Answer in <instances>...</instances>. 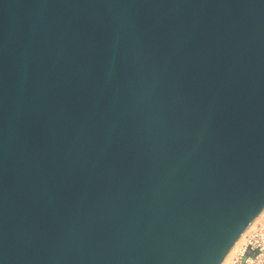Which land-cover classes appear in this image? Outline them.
Returning <instances> with one entry per match:
<instances>
[{
  "label": "water",
  "instance_id": "water-1",
  "mask_svg": "<svg viewBox=\"0 0 264 264\" xmlns=\"http://www.w3.org/2000/svg\"><path fill=\"white\" fill-rule=\"evenodd\" d=\"M263 209L264 0H0V264H222Z\"/></svg>",
  "mask_w": 264,
  "mask_h": 264
},
{
  "label": "bare ground",
  "instance_id": "bare-ground-1",
  "mask_svg": "<svg viewBox=\"0 0 264 264\" xmlns=\"http://www.w3.org/2000/svg\"><path fill=\"white\" fill-rule=\"evenodd\" d=\"M262 217H264V209L243 232V234L234 244L233 248L230 250L222 264H264V237L262 244L263 249L259 250L256 245H254L253 243H249L250 240L247 239L245 235L246 233H250L251 231L257 228ZM261 234H263V231L261 232ZM237 250L239 251L238 253ZM248 250L251 251V253H248L246 255ZM253 252L255 253L252 254ZM234 253L237 259L236 261L232 262L231 259ZM239 253L242 254V256H239ZM244 255H246V257Z\"/></svg>",
  "mask_w": 264,
  "mask_h": 264
},
{
  "label": "built area",
  "instance_id": "built-area-1",
  "mask_svg": "<svg viewBox=\"0 0 264 264\" xmlns=\"http://www.w3.org/2000/svg\"><path fill=\"white\" fill-rule=\"evenodd\" d=\"M263 231V234H261V232ZM246 238L250 240V244H254L256 245V247L261 250L263 249V237H264V217H262L260 219V222L257 226L256 229H254L253 231H251L250 233H246ZM239 251L237 250V253ZM239 256H242V254L239 253ZM237 257L234 253V255L232 256V262L236 261Z\"/></svg>",
  "mask_w": 264,
  "mask_h": 264
}]
</instances>
